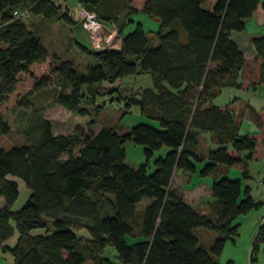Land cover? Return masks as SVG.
Masks as SVG:
<instances>
[{
	"label": "trees",
	"instance_id": "trees-1",
	"mask_svg": "<svg viewBox=\"0 0 264 264\" xmlns=\"http://www.w3.org/2000/svg\"><path fill=\"white\" fill-rule=\"evenodd\" d=\"M80 3L101 21L115 23L121 37L118 48L100 52L75 41L95 60L85 73L67 59L54 63L43 43L49 23L70 21L59 5L0 0V135L11 131L6 113L28 107L50 73L59 76L55 104L80 116L92 112L82 103L93 104L95 117L103 105L93 103V84L149 73L152 86L125 103V111L137 105L158 127L138 123L123 133L104 126L54 134L37 115L22 131L37 135L34 143L0 148V251L11 255V264H218L224 244L237 234L236 219L257 204L249 187L242 188L240 179L213 177L216 202L200 214L170 184L175 170L196 172L203 161L200 176L223 165L241 166L248 177L246 158L264 138V108H249L256 130L241 135L233 111L213 99L223 87L264 83V36L251 40L252 57L231 36L244 29L259 0H146L141 12L159 21L153 36L139 23L124 33L138 12L132 0ZM199 131L209 132L214 143L205 158L198 154ZM126 142L143 146L137 167L125 162ZM161 148L167 150L153 158ZM21 187L26 195L16 207ZM144 197L150 201L138 209ZM200 230L216 235L208 247ZM14 234L13 246L3 245ZM106 247L115 249L117 262L103 255Z\"/></svg>",
	"mask_w": 264,
	"mask_h": 264
},
{
	"label": "rangeland",
	"instance_id": "rangeland-1",
	"mask_svg": "<svg viewBox=\"0 0 264 264\" xmlns=\"http://www.w3.org/2000/svg\"><path fill=\"white\" fill-rule=\"evenodd\" d=\"M54 2L55 4L62 5L63 8L69 10L77 6L81 0H54ZM59 13H62V10H60ZM27 17L31 22L37 23L39 20L38 17H33L29 13L27 14ZM131 19L133 22L124 29V33L135 28L137 23L141 25V28L145 33L151 36H153V34L159 29L158 19L150 17L144 12L140 11L133 13ZM68 27L66 21L54 19L43 32V43L54 63L58 64L61 60L67 59L73 63L78 72L85 73L88 66L95 62V60L76 46L75 40L73 39V32L72 30L69 31ZM181 34H183L182 31ZM120 42L121 38L116 33L110 47L118 48ZM85 44L86 47H90L89 41L85 42ZM58 84V74L50 73L49 81L46 86H44L43 89H37L30 96L31 104H29L28 107L20 109L15 108L6 113L4 118L11 131L7 135H0V148L9 150L14 146L34 143L37 139V135H28L22 131L28 125H34L37 115H40L49 121L51 132L54 134H69L76 129H81L85 132H96L104 126L113 127L118 133H123L132 125L138 123H149L158 127L156 121L140 114L137 105L130 104L128 106L130 111L128 113L125 111V107H127L125 106V103L130 102L131 99L136 97V95L144 88L152 86L153 83L149 73L128 76L122 81H104L100 84H93L92 88L97 91L93 103L103 105V109L98 117L94 116L93 104H81L92 110L90 114L85 116L74 114L64 107L55 104L53 99L58 90ZM229 94H231L229 89H225L222 96L225 98ZM252 96L253 97L250 101L251 106L254 107L255 110L264 108V92H262L261 88L260 91L254 93ZM244 102L245 101H243V103ZM32 106L34 107L33 109H31ZM39 108V111H34V109ZM92 120H94V122L91 124L90 122ZM205 139L207 141L208 138L205 137ZM124 148L127 154L125 159L126 163L136 167L144 161L142 145L126 142ZM205 151L206 150L202 149L199 155L202 157L205 154ZM164 153L163 150L156 151L153 158L163 155ZM242 155L244 156L247 154L243 152ZM245 162L247 164V170L249 171V177L243 176L241 166H233L228 169L222 168L220 169L221 173L218 169H215L213 173V176L220 174L219 176L240 179L242 188L248 186L250 188V194L257 202L254 209L246 214L239 215L236 219V224H238L237 234L226 241L222 251V257L223 260L228 258L233 259L234 264H248V254L250 252L251 255H249L252 256V264H264V138L257 140L252 157L246 158ZM151 166L152 167L149 171L153 170L152 162ZM197 167L198 169L196 172L189 173L177 171L171 180L170 186L177 190V192L179 190V194L182 198L194 205L198 212H209L213 205L211 204V193L208 189H210L213 177L209 175L200 176L198 173L200 170L199 168L202 166ZM181 173L184 174L182 175ZM195 185H197V188H192ZM25 195L26 192L21 187L16 207L22 204L21 201ZM149 201V197H144L136 207L142 209ZM199 234L200 239L206 243L208 236L212 233L200 230ZM103 255L111 261L117 262V253L113 247H106ZM10 256L9 253H2L0 251V264L2 261H6L5 264H10ZM223 262L225 264L226 260Z\"/></svg>",
	"mask_w": 264,
	"mask_h": 264
},
{
	"label": "crops",
	"instance_id": "crops-1",
	"mask_svg": "<svg viewBox=\"0 0 264 264\" xmlns=\"http://www.w3.org/2000/svg\"><path fill=\"white\" fill-rule=\"evenodd\" d=\"M145 1L146 0H132V6H134V8L138 12H140L143 9ZM263 2H264V0H259V3H258L256 11L252 14L251 17H249V18H247L245 20L244 29L242 31H240V32L232 33V35H231L232 38L236 41V43L240 46V48L243 49L244 54L249 56V57H252L254 55V49L252 47L251 40L253 38H256V37L264 36V11L262 9ZM61 10H62V12L67 13L68 18L70 19L69 12L66 9H64L63 7H61ZM67 23H68V26H69L68 27L69 31L72 30V32H73V39L76 42H79V43H81L83 45H86L85 42H87L88 40H87V35H86L85 31L79 25L74 24L71 19ZM129 25L130 24H127L126 27H128ZM84 40H85V42H84ZM120 43H119V46H120ZM123 79H125V78H123ZM123 79H118V80L122 81ZM236 81H240V75L237 76ZM260 88H261L262 92H264V83H260V84L254 86V87H249V86H246L245 84H242L239 87H235V86L223 87V88L220 89V91L217 94V96L213 99V103L214 104L220 106L221 108L227 107V108H229L230 110L233 111L235 117L238 119V121L240 123L239 124V133L241 135H244V134L250 133V132H254L256 130L255 125L251 122V120L249 118V108L255 109L254 107L251 106L250 101H251V99L253 97L252 95L254 93L260 91ZM225 89H229V92H231V94H229L228 96L223 98L222 95H223V92H224ZM235 93H240V94H235ZM242 96H244L245 98L242 97ZM243 101H245V102L243 103ZM205 137L208 138L207 141H206ZM199 141L200 142H199L198 154L202 151V149L207 151V149L209 147H214V143L212 142V139H211V134L209 132H207V131H199ZM160 150H163L165 152L167 149L166 148H161ZM205 155L206 154H204V158H205ZM159 156H162V155H159ZM126 157H127V154H126ZM126 157H125V159H126ZM125 162H126V160H125ZM204 162L205 161L196 163L195 164L196 165V170L198 169L197 166H200V167L203 166ZM128 165H131V164H128ZM150 166H151V164H150ZM133 167H135V166H133ZM201 168H199V169H201ZM222 168L223 169H226V168L228 169L230 167H225L223 165H217L216 166V169H218V171H220V173H221L220 169H222ZM246 168H247V164H246ZM177 171H182V170H175L173 176L176 174ZM182 172H184V171H182ZM219 175L220 174H217L215 176H213V175H209V176L217 177ZM247 175L249 177V171L248 170H247ZM172 179H173V177H172ZM192 188L196 189L197 185L193 186ZM208 190H210V189H208ZM249 190H250V188H249ZM178 193H180L179 190H178ZM211 199H212L211 204L213 205L216 202V199L213 198L212 196H211ZM23 200H24V197H23L21 203L23 202ZM183 200H184V198H183ZM184 202L187 205H189L191 208H193L194 210H196L198 212V210L194 207V205H192L191 203L187 202L186 200H184ZM3 206H4V200H3L2 196H0V208L3 207ZM205 212H207V211H202V212H199V213L203 214ZM210 233H212L213 235L211 234L210 236H208V238L206 240V243H205L206 247L209 246L210 242L216 236V235H214L213 232H210ZM16 238H17V234H14L3 245L11 248L13 246V244L16 242ZM224 246H225V244H224ZM251 251H252V249H251ZM222 253L217 258L218 264H224V262H223L224 260H226L225 264H234V260L233 259H229L228 258V259H224L223 260V257H222L223 254ZM249 254H250V252H249ZM249 254H248V257H249L248 258V264H252V256H250L251 254L250 255ZM10 261L11 262H9V263L11 264L12 263V257L11 256H10ZM5 262L6 261H2L1 264H5ZM86 264H90V263H86Z\"/></svg>",
	"mask_w": 264,
	"mask_h": 264
},
{
	"label": "built area",
	"instance_id": "built-area-1",
	"mask_svg": "<svg viewBox=\"0 0 264 264\" xmlns=\"http://www.w3.org/2000/svg\"><path fill=\"white\" fill-rule=\"evenodd\" d=\"M67 11L73 23L85 31L91 50L104 49L112 45L115 34H118L115 23L101 21L94 11L86 9L82 3Z\"/></svg>",
	"mask_w": 264,
	"mask_h": 264
},
{
	"label": "water",
	"instance_id": "water-1",
	"mask_svg": "<svg viewBox=\"0 0 264 264\" xmlns=\"http://www.w3.org/2000/svg\"><path fill=\"white\" fill-rule=\"evenodd\" d=\"M101 50H97L96 52H100Z\"/></svg>",
	"mask_w": 264,
	"mask_h": 264
}]
</instances>
